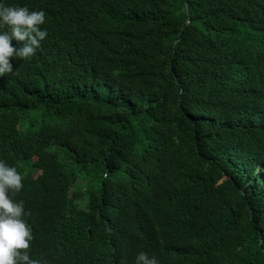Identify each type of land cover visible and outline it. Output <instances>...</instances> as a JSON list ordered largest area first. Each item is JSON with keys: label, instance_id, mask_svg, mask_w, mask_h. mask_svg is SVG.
<instances>
[{"label": "trees", "instance_id": "obj_1", "mask_svg": "<svg viewBox=\"0 0 264 264\" xmlns=\"http://www.w3.org/2000/svg\"><path fill=\"white\" fill-rule=\"evenodd\" d=\"M5 3L48 32L0 76L30 254L264 264V0Z\"/></svg>", "mask_w": 264, "mask_h": 264}, {"label": "clouds", "instance_id": "obj_2", "mask_svg": "<svg viewBox=\"0 0 264 264\" xmlns=\"http://www.w3.org/2000/svg\"><path fill=\"white\" fill-rule=\"evenodd\" d=\"M45 12L27 5L8 4L0 0V76L13 72L10 58L27 59L35 55L47 36ZM7 26L9 31L2 29ZM19 47L11 43L12 39ZM23 176L15 165L0 159V264H46L34 258L29 249L33 239L31 226L23 219L28 213L23 200L12 196L23 187ZM133 264H160L158 257L141 250Z\"/></svg>", "mask_w": 264, "mask_h": 264}]
</instances>
